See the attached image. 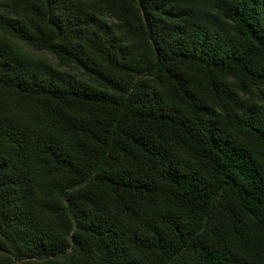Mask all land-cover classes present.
<instances>
[{
    "label": "trees",
    "instance_id": "1",
    "mask_svg": "<svg viewBox=\"0 0 264 264\" xmlns=\"http://www.w3.org/2000/svg\"><path fill=\"white\" fill-rule=\"evenodd\" d=\"M0 264H264V0H0Z\"/></svg>",
    "mask_w": 264,
    "mask_h": 264
},
{
    "label": "rangeland",
    "instance_id": "2",
    "mask_svg": "<svg viewBox=\"0 0 264 264\" xmlns=\"http://www.w3.org/2000/svg\"><path fill=\"white\" fill-rule=\"evenodd\" d=\"M45 57L50 61V62H54L55 59L51 56V55H45Z\"/></svg>",
    "mask_w": 264,
    "mask_h": 264
}]
</instances>
